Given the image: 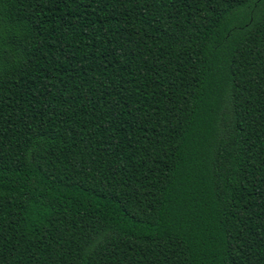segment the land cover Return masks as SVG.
<instances>
[{
  "label": "trees",
  "instance_id": "16d2710c",
  "mask_svg": "<svg viewBox=\"0 0 264 264\" xmlns=\"http://www.w3.org/2000/svg\"><path fill=\"white\" fill-rule=\"evenodd\" d=\"M0 264H264V0H0Z\"/></svg>",
  "mask_w": 264,
  "mask_h": 264
}]
</instances>
